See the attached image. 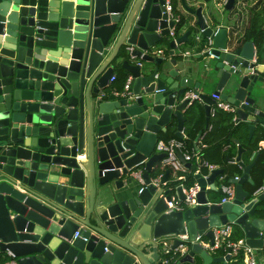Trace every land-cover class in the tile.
<instances>
[{"label": "water", "instance_id": "water-1", "mask_svg": "<svg viewBox=\"0 0 264 264\" xmlns=\"http://www.w3.org/2000/svg\"><path fill=\"white\" fill-rule=\"evenodd\" d=\"M178 1L192 19L170 37L164 0H0L1 258L229 264L231 248L210 249L227 224L264 251V192L242 190L256 159L244 165L241 147L229 160L243 171L229 181L231 201L206 192L217 191L222 169L195 175L196 205L180 211L167 209L169 171L153 182L164 158L155 144L172 122L183 137L189 91L204 103L206 126L212 90L250 136L264 132L262 15L246 37L236 29L237 0ZM221 9L232 28L221 25ZM116 69L131 77L125 94L107 93ZM141 162L139 181L132 171Z\"/></svg>", "mask_w": 264, "mask_h": 264}, {"label": "built area", "instance_id": "built-area-1", "mask_svg": "<svg viewBox=\"0 0 264 264\" xmlns=\"http://www.w3.org/2000/svg\"><path fill=\"white\" fill-rule=\"evenodd\" d=\"M164 10L167 14V22L171 23V26L168 27V34L170 37L176 35V30L179 24L181 23V17L174 10L173 0H164ZM127 52L132 53L133 48L131 46L126 47ZM155 53L159 56L164 54L163 50L157 49ZM115 80V76H112L110 82ZM131 77L127 76L123 87L120 91L113 90L114 94H125L130 90ZM211 98L214 100V104L209 108V119L213 118L218 112H223L231 116V122L234 126L238 125L241 121L238 120L236 111L237 109L220 99L217 95H211ZM187 99V106H191L196 102L200 101L199 96L193 91H189L185 94ZM207 130L204 131L200 136L201 148H204L203 137L210 131L211 126L208 124L206 126ZM154 153L163 154L164 158L160 162V167L162 174H160L157 179H154L153 182L158 183L165 170L169 171V177L165 183L162 185L164 188L169 190L168 201H166L168 211H180L183 207H189L196 205V197L200 191L199 185L196 183V180L192 181L190 179L191 175L200 174L201 168L207 170V174L202 175L206 178L213 170L217 167L207 163L202 159L201 150L197 148L189 147L184 138L181 139H171L164 141L162 139L158 140L155 144ZM256 153L254 152L251 156V160H254ZM191 164L196 165V174L192 173V170L187 166ZM144 170V162H141L136 168L132 171V176L141 181V174ZM219 177V186L216 187V190L220 192L221 199L220 202L224 203L226 201H231L234 198V185L232 183L226 182L224 176ZM235 180H238L239 177H234ZM191 180V182H190ZM177 188H180L181 195L183 198L179 197V194L176 192ZM208 186L206 187V191ZM264 192V182L263 186L254 194L258 195L259 193ZM233 232V225L227 224L221 228H218L214 232V244L210 247L211 250H222L224 253L227 252L228 248H231L230 256L232 261H236L238 257L242 256L243 264H256V259L254 256V250L247 247L244 244V240H231ZM74 237H77V233L74 234ZM0 264H16L15 261L0 262Z\"/></svg>", "mask_w": 264, "mask_h": 264}, {"label": "crops", "instance_id": "crops-1", "mask_svg": "<svg viewBox=\"0 0 264 264\" xmlns=\"http://www.w3.org/2000/svg\"><path fill=\"white\" fill-rule=\"evenodd\" d=\"M256 1H258V0H248L247 2H245L244 0H237L236 9L234 12H236V14L238 16V20L236 23V25H237L236 29L238 30L239 34H244L250 26L251 18L249 16H247V13H246L248 11V9L246 7L247 4L250 5L252 2H256ZM260 1L264 2V0H260ZM173 4L175 5L174 7H175L177 14L180 15V17L182 19H184V20L192 19V16L181 7L180 1L173 0ZM259 6L261 7L260 4H259ZM234 12L232 14H234ZM206 13L208 16V12H205V14ZM221 14H220V16H223V18H224L221 20V25L232 28V25H233V23L236 22V20H235V22L232 21L229 18L231 15L229 16L225 11H222V9H221ZM226 18H227V20H226ZM183 32H184V30L182 29L179 34H182ZM158 49L163 50L164 47L158 46ZM123 73H124V71H122L120 69L115 70L114 76H116L117 79L115 82H109L108 87H107V93L112 92L113 90H116V87L121 84L120 79H121V76ZM206 94H209L211 96L212 90H207ZM219 113L221 114V116H226V113H223V112H219ZM194 114H196L195 118L197 121L200 120V118L202 117V122L200 120L201 123L199 122L198 128H196V130H194V132H190L191 137L188 134L189 129L187 127V123H185L184 127H183V131H182V135H183L182 138H184L185 141H188V140L192 141V144L194 145L193 147L194 148L198 147V149L201 150V153H203L204 149H208V148H206V147L201 148V141L199 138V135H200L199 133L201 132V130H203L206 127V115H205L204 103L202 101H198L194 104ZM209 121H210V119H209ZM248 125H249V123L240 122L236 126L233 125V128H235V129L229 130L230 131V138H229L230 142H229V145L223 149L224 153L226 154V159H225V168L222 169V170L225 169L224 173L222 175L223 176L225 175V177L228 178V182L231 179H233L234 177H240L243 174V171L240 168V166L229 161L230 159H233L236 157L237 152H238V146L244 150V152L241 155V161L244 163V165H249L252 162V160H251V156H252L251 149H252L253 145L255 144L256 138L259 137L260 129L256 128L253 131L252 136H250L249 130H248ZM175 127H176V123L172 122L171 127L168 128L167 135H174V133L176 131ZM192 135H194V136L192 137ZM162 136H164V134H161L160 139H162ZM217 136H218V134H215L212 138L216 139ZM216 140H218V139H216ZM258 148L264 149V141H261V140L259 141ZM211 158H214V157L211 156ZM211 165L217 167V169H221L214 164H211ZM191 170H192V173L196 172V171H194V170H196L195 164L191 166ZM194 174H196V173H194ZM253 183H254V180L252 179L251 170H250L248 180L246 182H244V184L242 185V190L246 193H251L249 187L251 185H253ZM215 185H216V187L219 186L218 177L216 179ZM140 186L141 185H138L137 188L139 189ZM206 192H207L208 196H210L211 198H217L218 200L221 199V194L218 191L212 192V191L207 190ZM254 256L256 259V264H264V251H257V253L254 254Z\"/></svg>", "mask_w": 264, "mask_h": 264}, {"label": "trees", "instance_id": "trees-1", "mask_svg": "<svg viewBox=\"0 0 264 264\" xmlns=\"http://www.w3.org/2000/svg\"><path fill=\"white\" fill-rule=\"evenodd\" d=\"M261 5V10L257 13H255L252 18H251V28H253L255 26V24H257V22L261 21L260 18H258V16L262 15V18L264 19V2L261 1L259 3ZM258 4V5H259ZM256 5V6H258ZM175 6V5H174ZM175 8V7H174ZM184 24V19L181 18V23H180V27ZM250 30L249 28L247 29V31L244 33V35L246 37H249ZM127 75L124 72L121 76V84L118 85L116 87L117 91H120L123 87V83L126 79ZM116 76H115V80L113 82L116 81ZM193 110H194V105H193ZM196 114L193 113L191 114V116L188 118L187 120V127L189 129V136L191 137L190 132H194V130H196V128H198V124L201 120L202 122V117L200 118V120H196ZM200 122V123H201ZM209 125L211 126L210 131H207V133L205 134V136L203 137V143L205 145L206 148L208 149H204L203 153H202V159H204L205 161H207L209 164H214L216 166H218L219 168L223 169L225 168V159H226V154L224 153V148L227 147L229 145V138H230V129H235L233 128V123L231 122V116L226 114V116H221V114L218 112L213 118H210L209 121ZM207 128L205 127L203 130H201V132L199 133L200 135L206 131ZM218 134L217 138L218 140H216L215 138L213 139L212 137ZM199 135V136H200ZM194 135H192L193 137ZM171 139H176V137L174 135H167L164 134V136H162V140L164 141H168ZM264 141V132L263 133H259V137L256 138L255 140V144L253 145L251 152L252 154L255 152V164L253 165L252 169H251V176L252 179L254 180L253 185H251L250 191L251 194H254L255 192H257L262 186H263V182H264V149H260L258 148V143L259 141ZM186 144L193 148V144L192 141H185ZM211 156H213L214 158H211ZM253 161V160H252ZM252 163V162H251ZM194 164H191V166ZM188 166V165H187ZM191 166H188L191 169ZM225 170V169H224ZM200 173L202 175L207 174V170L205 168H201ZM223 176V175H220ZM225 177V175H224ZM190 179L193 181L194 180V176L191 175ZM226 182H228V178L225 177ZM190 180V182H191ZM218 181H219V177H218ZM261 207L262 210L264 209V202L261 203ZM260 207V208H261ZM242 236L240 231H238V229L235 227L233 228V232H232V236H231V240L233 241H237V240H241ZM243 257L240 256L237 258L236 261H230L229 264H243ZM11 259L8 257H4L1 258L0 257V262H7L10 261Z\"/></svg>", "mask_w": 264, "mask_h": 264}, {"label": "flooded vegetation", "instance_id": "flooded-vegetation-1", "mask_svg": "<svg viewBox=\"0 0 264 264\" xmlns=\"http://www.w3.org/2000/svg\"><path fill=\"white\" fill-rule=\"evenodd\" d=\"M245 2H247L248 0H244ZM261 1L260 0H258V1H256V2H252L250 5L249 4H247V9H248V11L246 12L247 13V16H249L250 18H252V16L255 14V13H257V12H259L260 10H261V7L258 5L259 3H260ZM256 5H258V6H256ZM217 199V198H216ZM218 200V199H217ZM221 250V249H220ZM222 251V250H221ZM231 261V260H230Z\"/></svg>", "mask_w": 264, "mask_h": 264}, {"label": "rangeland", "instance_id": "rangeland-1", "mask_svg": "<svg viewBox=\"0 0 264 264\" xmlns=\"http://www.w3.org/2000/svg\"><path fill=\"white\" fill-rule=\"evenodd\" d=\"M257 251H258V250H254V251H253V252H254V254H256V253H257Z\"/></svg>", "mask_w": 264, "mask_h": 264}]
</instances>
